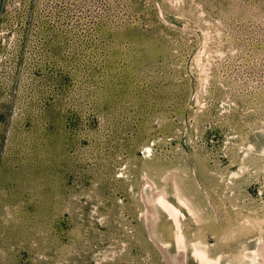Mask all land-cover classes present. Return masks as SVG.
Instances as JSON below:
<instances>
[{
	"label": "rangeland",
	"instance_id": "374dc122",
	"mask_svg": "<svg viewBox=\"0 0 264 264\" xmlns=\"http://www.w3.org/2000/svg\"><path fill=\"white\" fill-rule=\"evenodd\" d=\"M199 242L264 264V0H0V264Z\"/></svg>",
	"mask_w": 264,
	"mask_h": 264
},
{
	"label": "bare ground",
	"instance_id": "6f19581e",
	"mask_svg": "<svg viewBox=\"0 0 264 264\" xmlns=\"http://www.w3.org/2000/svg\"><path fill=\"white\" fill-rule=\"evenodd\" d=\"M159 201H160L161 205L168 211L170 216L173 218L174 224H176V226L180 225V216L182 214L181 209L179 207L175 206L166 197H163V196L160 197ZM175 232L176 233L174 235V240L178 246L182 247L181 245H184L186 243V236H185L184 232H182V231L176 230ZM198 244H200V246ZM198 244H195V246H194V248H195L194 253L196 254L197 257H200V259H202V261L206 260L209 264H211L212 262L214 264H221L220 260H218L219 259L218 257H216L218 259H214V258L211 259L210 255H209V251L207 249V247H208L207 245H204L200 242ZM196 245H198L199 247ZM257 256H259L258 252L257 253L253 252L252 254L248 255V257H251V259L254 261L257 260Z\"/></svg>",
	"mask_w": 264,
	"mask_h": 264
}]
</instances>
